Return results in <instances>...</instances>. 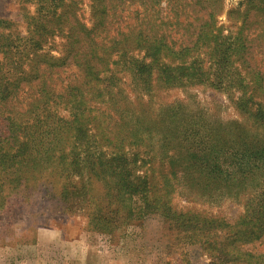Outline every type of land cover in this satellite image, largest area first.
<instances>
[{"label":"trees","instance_id":"16d2710c","mask_svg":"<svg viewBox=\"0 0 264 264\" xmlns=\"http://www.w3.org/2000/svg\"><path fill=\"white\" fill-rule=\"evenodd\" d=\"M17 1L27 35L0 34V210L38 194L101 235L163 223L180 248L166 264H264V65L253 53L264 0H244L229 36L218 26L224 0H89V25L83 0ZM193 86L228 95L254 133L232 126L204 139L175 126L142 139L124 124L140 94L151 102ZM177 195L229 198L243 212L230 221L179 208Z\"/></svg>","mask_w":264,"mask_h":264},{"label":"rangeland","instance_id":"374dc122","mask_svg":"<svg viewBox=\"0 0 264 264\" xmlns=\"http://www.w3.org/2000/svg\"><path fill=\"white\" fill-rule=\"evenodd\" d=\"M243 3L244 0H224V10L218 17V26H222L224 36L237 31ZM27 8L31 14L35 12L33 6ZM80 9V18L89 25V0H83ZM23 14L17 0H0V34L18 32L25 37ZM61 45L62 40L57 38L51 47L60 50ZM253 53L264 65V38L254 43ZM125 81L123 88L128 97L134 99L135 95L130 93L132 87H128L130 79ZM140 95L144 105L127 113L124 124L142 127V139H165L168 128L175 126L201 130L204 139H225L232 126L254 133L245 125V119L228 95L210 87L193 86L162 92L151 102L147 95ZM62 115L67 117L68 114L62 112ZM101 124L104 127L99 133L106 127ZM116 125L119 124L114 120L108 129ZM134 135L130 132L125 139H135ZM16 199L10 200L11 208L0 210V264H166L176 261L178 251L180 253L167 227L156 220L130 227L126 234L107 236L90 231L85 218L61 213L51 203L41 201L38 194L32 198V206L15 202ZM175 203L179 208L205 209L230 221L243 212L242 203L229 198L210 203L177 195ZM256 251H264V242ZM203 260L205 258H200Z\"/></svg>","mask_w":264,"mask_h":264}]
</instances>
